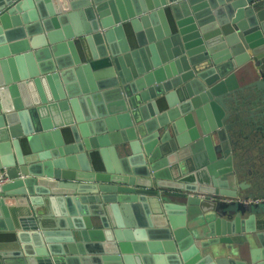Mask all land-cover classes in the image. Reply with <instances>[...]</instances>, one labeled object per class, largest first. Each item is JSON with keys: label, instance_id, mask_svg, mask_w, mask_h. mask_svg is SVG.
<instances>
[{"label": "water", "instance_id": "water-1", "mask_svg": "<svg viewBox=\"0 0 264 264\" xmlns=\"http://www.w3.org/2000/svg\"><path fill=\"white\" fill-rule=\"evenodd\" d=\"M21 3L22 0H0V31L7 35L0 41V45L7 47L0 60L23 52L38 60L35 55L39 49L49 50L46 57L50 58L51 54L53 57L45 68L38 64L34 70L1 74L0 87L8 89L25 80L26 84L37 82L40 75L52 79L57 75L56 69L61 70L60 75L68 67L88 69L91 61L101 58L108 57L110 64L105 68L107 75L95 82L93 72L86 75L90 84H82L77 90H71L64 82L62 91L52 83L49 96L39 92L38 97L32 96L28 102L16 106L7 104L3 88L0 89L3 163L7 169L13 165L19 167L23 178L15 183H24L25 188L18 192L25 196L32 184L37 188L36 184L44 181L40 186L44 191L38 193L51 194L50 179L73 180L83 174L92 181L88 185H68L73 195L52 198L63 201L65 207L61 215L66 226H56V229L65 228L62 245L56 242L59 239L54 229L42 225L36 213L17 216L19 224H15L11 211L0 203L3 208L0 232L16 231V238L5 248L0 247V253L3 250L13 253V259L7 263L106 264L107 259H117L121 260L119 264H264V232L256 231L255 226L241 234L244 230L235 227L245 213L250 220L263 214L258 222L264 226V201H244L264 187V177L253 156L237 159L232 154L235 148H247L245 138L256 144L264 140V1L143 0L140 4L137 0H52L56 8L49 12H33L27 17L19 13L18 22L4 24L2 18L20 12ZM181 7L183 10L179 12ZM166 10L171 11L174 28L167 22L169 30L157 37L148 35L149 19ZM32 22L37 24V32L29 34L42 38L32 35L26 38L27 26L21 35L14 33L15 29L10 30ZM123 22L130 23L141 49L146 43L169 45L172 56L162 59L158 65L163 67L150 71L152 68L145 62L143 66H135L129 61ZM186 23L189 25L185 26ZM209 24L221 30L202 33ZM70 26L74 29L70 30ZM111 28L120 32L117 40L115 37L120 43L117 48L113 45ZM18 39L27 40L21 42L24 49L13 47ZM76 42L82 48V55L75 50ZM67 44L69 47L61 49ZM100 44L103 52L96 51ZM56 48L60 50L55 51ZM176 57H180L179 64ZM139 75H144L146 82H141ZM171 81L170 86L159 85ZM83 95L99 97L106 105L102 113L119 114L122 124L116 130L120 129L121 133H116L112 143L105 136L100 137V143L92 141L95 133L81 132L85 119L77 98ZM156 98L165 101L166 109L159 110ZM111 104L114 112L107 110ZM147 108L149 111H145ZM64 125L71 129L74 140L71 145H65L60 137L53 140ZM170 125L177 131L175 145L166 132ZM183 127L187 132H183ZM22 136L26 137L31 152H34L31 142L39 137L47 150L37 158L33 153H23L19 142ZM81 149L87 155L91 151L94 162H83L80 166L64 163V156L70 162L71 154ZM256 157L260 160L261 153ZM27 163L31 164L29 169L25 167ZM7 174L10 178L18 177V172L10 174L7 170ZM206 176L208 182L199 180ZM187 177L192 180L185 183L183 179ZM11 185H0V192H6L5 188ZM98 192L102 195H97ZM199 194L203 197H198ZM93 203L104 208L109 204L114 213L112 230L105 213H98L103 218L96 228L97 234L76 225L78 217L88 221L96 214L89 209ZM121 206H129L133 212L135 224L131 222L126 227H137L136 239L130 229L121 230L124 224L116 213ZM135 208H141V215H137ZM84 226L92 228L91 222ZM110 243L114 246L111 250L107 247ZM92 246L97 250L88 248ZM3 260L0 254V264Z\"/></svg>", "mask_w": 264, "mask_h": 264}, {"label": "crops", "instance_id": "crops-1", "mask_svg": "<svg viewBox=\"0 0 264 264\" xmlns=\"http://www.w3.org/2000/svg\"><path fill=\"white\" fill-rule=\"evenodd\" d=\"M140 4H142L143 0H137ZM131 5L133 6L134 4L131 3ZM54 9L56 8V6L54 5V3L47 1V0H39L38 3H36V1L32 0H22V3L20 4V12H17L15 14H10L8 16H4L2 18L3 23L4 24H11L13 22H18V20L20 19L21 16H19V13L25 17L30 16L31 14H33V12H49L50 9ZM182 7L181 10L179 8V12L182 11ZM184 12V11H183ZM253 14L255 13V10L252 12ZM24 17V18H25ZM26 19V18H25ZM171 19L173 20V16L171 14L170 10H166L162 11L161 13H157V15H154L151 19H149L148 24L147 21L144 24H147V30L148 31V35L152 34L154 37H157V35L160 32H163L164 30H169V24L171 26V28H174V20L173 22L171 21ZM1 20V22H2ZM167 22H169V24H167ZM185 26H188L189 23L184 24ZM221 25V24H220ZM19 26V27H18ZM24 26H27L26 30V38H28V36H36L37 38H42L39 37V35H34L33 33H31V35L29 34V32L34 31L35 33L37 32V24L36 23H28L26 24H20L15 26L14 28L10 29L13 30L15 29L16 31H14V33H20L23 34L24 32ZM78 26V24H75V28ZM73 26H70V30L74 29ZM190 27V26H189ZM145 29V28H144ZM146 30V29H145ZM219 31L221 30L220 27H213L212 24L209 25H205L202 29V33H208V32H212V31ZM226 28L225 26H223L222 31L223 33L225 32ZM123 31L125 33V36H127L128 39V46H129V51L127 52V55H129V61H131L133 64H135V66H138V64H145L150 66L149 69L150 71L152 70H156V68H161L164 65H158L159 63H162V59L164 57H167V55L172 56V52L168 46H158L156 44V41L154 42L156 45L155 46H151V44L146 43L143 45V48L141 49L136 42V38L133 34L131 25L129 22H123ZM190 30H188L187 32H190ZM13 32V31H12ZM193 32V29H192ZM62 33V31H61ZM13 35V34H12ZM15 35V36H17ZM6 34H4L2 31H0V41H3L6 39ZM11 36V35H10ZM111 36L114 39L113 45L117 46L120 45V43L116 40L117 38H119L120 36V32L119 30H112L111 28ZM210 37V35H207ZM12 37V36H11ZM116 37V40H115ZM30 38V37H29ZM144 38L145 40H147V34L146 32H144ZM217 39V38H216ZM20 39L15 41V45H13V47L15 49L18 48H22L24 49L22 46L24 45V43H21L22 41H27L26 39H22L21 41H19ZM40 39H37L36 41H39ZM35 41V42H36ZM31 43V42H30ZM38 43V42H37ZM4 44L0 45V55H3V52L7 50V47H4ZM67 45H64L61 47V49H65ZM69 47V46H68ZM179 49L181 46H178ZM73 48H75V45H73ZM76 48L75 50L79 51V53L82 55V48H80L78 42H76ZM19 49V50H22ZM72 49V47H71ZM85 49V48H84ZM33 50V49H29ZM59 48H56L55 51H59ZM70 50V49H69ZM49 50H41L39 49L37 51V55L36 58L37 59H33V56H30V53H20V54H16L11 58H7V59H3L0 60V75L1 74H5L6 76L9 75V73L11 75L14 74H19L25 71H29V70H34V68L36 67V65L39 64L40 68H45L47 66H49L50 64V58H52V54L50 56V58L46 57L47 53ZM97 52H103L104 48L103 46L100 44L99 46H97L96 48ZM27 52V51H25ZM22 57H18L21 56ZM49 55V54H48ZM46 57V58H44ZM43 58L45 60H43ZM47 59V60H46ZM177 63H180V57H176ZM35 61V62H34ZM171 62H169L170 64ZM90 67L88 66V69H75V67H68L66 69H64V73L60 75L61 70L60 69H56L57 75L53 76L52 79L51 78H46L45 75H40L39 79L37 80V82L35 81H30L28 84H26L25 82L27 80H25V82H20L19 85L15 86L12 85L11 88L5 89L6 87H0V89L3 88V98L4 100L7 102V104L9 105H13L16 106L17 104L21 103V102H25V101H29L30 98L33 97H38L39 92H42L43 94H45L46 96H49L50 93L52 92L51 90V84L55 83L57 84V87L59 89H61L62 91H64V87H65V83L69 86L68 88H70L71 90H77L78 88H80L82 86V84L84 85H88L90 84L89 81L87 80V73H93L94 72V76H92V81H96L97 79H100L102 77H104L105 75V68H107V66L110 64L109 63V59L108 57L106 58H101V59H97V60H93L90 63ZM176 65V63H175ZM157 66V67H154ZM154 67V68H153ZM52 73V72H50ZM144 73H148V72H144ZM166 73L165 71L163 72V74ZM159 74H161V72L159 71ZM90 75V74H89ZM86 76V77H85ZM139 80L141 82H146L144 75H139ZM65 82V83H64ZM82 82V83H81ZM170 84H173V82H169V84L167 82L159 84L163 87L166 86H170ZM159 85H154V87L156 89H159L160 86ZM174 92V89H172V91H170L169 93ZM87 96V95H86ZM89 96V95H88ZM162 97V96H161ZM174 97V96H173ZM79 101V110L81 112V114L83 115V119H85V122H82L81 124H85L83 128H80L81 132L82 130L85 132H88V134L91 133H95V135L91 136L93 137L91 140L92 141H98L100 143V140L102 141V138L105 136V138L107 139V141L112 143V140L114 138V136L116 135V133H121V130H116V127H119L122 124L121 118H119V114H112L110 115L109 113H102L103 111H106V105L104 106L103 102H101L99 100V97L97 96H93L91 97V95L89 96V98H86L84 95L83 96H79V98H77ZM161 98H156L157 100V107L159 108V110H164L166 109V103L163 100H158ZM0 101H2V99H0ZM156 102V101H155ZM162 104H164L162 106ZM161 106V107H160ZM107 110H109L110 112H114L111 108H112V104L111 105H107ZM145 111H149V108H147V110ZM100 114V115H99ZM176 113H172V116H175ZM103 115V116H102ZM92 122V124H90L89 122ZM175 122V121H174ZM187 129H185L183 127V132L186 131ZM169 134V138L171 139V144L175 145L178 142V136L176 135V129L174 126L169 127V131H166ZM187 132V131H186ZM246 132V131H245ZM184 135H187V133H184ZM58 137H60L63 141V143L65 145H71L73 143V135L71 132V129L69 127V125H64L60 127V132H59V136H53V140H58ZM100 138V139H98ZM245 141H247L245 143V145H247V148H243V149H238L235 148L232 151V154L235 156H238V158H244L247 156H253V159L256 163L257 168H259L261 170V176L264 177V140L261 142V144H256V143H252L251 138H245ZM19 142L21 144V148L23 150V153H33V157L37 158L39 157V154L41 152H45V150H47V148L44 146V141L42 140V138H37L34 142L32 141V147L34 148V152H31L30 149V145L27 142V139L25 136L19 137ZM261 146V149L259 151V147ZM13 149V148H12ZM37 150V151H36ZM5 151V145H0V170H4L7 172V170L9 171L10 174H15V172H18V177L16 178H10L6 183H10L12 184L11 186H9L8 188L6 187L5 190L6 192L1 193L0 192V203L1 205H3L2 207L4 208V206H6V208H8L7 210L11 211L12 213V217L14 219V223L15 224H19L18 220H17V216H23V215H33V214H37L38 217L41 219V223L42 225L46 226L47 228H51V230L54 229L55 232V236L58 237V244L62 245L60 242L63 236H66L63 234V232H65V228L64 229H56L57 225H63L66 226V222L64 220V218L62 217L61 213H63V210H65V207L63 205V201L60 202V200H56V199H52V198H57V197H61L64 196L65 194L66 196L69 194H72V191L69 189L68 185H88L90 183H92V181H90L88 179V177L86 175H81L80 177H74L75 179L71 180V179H62L60 178L58 181L55 179H50L49 181L52 183L51 185V191L53 190V192L51 194H39L38 192H43L44 190H42L40 188L41 185H44V181H39L36 185H31V187L29 188V190H32V193H29L26 191V195H22L20 194L18 191L21 188H25L24 183L22 184H17L15 182H17L18 180H21V173L19 172V167L17 165H13V167H10L7 169V167L4 166V158H3V154ZM55 151V150H54ZM85 154H84V153ZM103 152V158L104 161L107 162L108 161V156L106 154V151H102ZM12 153L14 155V150H12ZM259 153H261L262 157H259L260 160H258V158L256 157V155H258ZM52 154V153H51ZM82 155V157H76V155ZM113 154V158L115 159L116 156L114 155V152L112 151ZM32 155V154H31ZM71 156L73 157L72 160H70L69 162V158L68 156H64V163L68 164H73L76 163L78 165L76 166H80V163L86 162V163H90L91 160L92 162H94L93 160L95 159L93 156V153L91 151H89V155H87V153L81 149V151L77 152L76 154H71ZM89 156V157H88ZM112 156V155H111ZM119 156H121V149L119 147ZM76 157V158H75ZM45 159V158H44ZM44 159H41V161H43ZM40 161V162H41ZM31 164H26L25 167H27L28 169L30 168ZM46 167V166H45ZM48 167V166H47ZM65 174H67V172H65ZM87 179V180H86ZM141 182L143 181L142 179H140ZM185 183H188V181L192 180V177H187L183 179ZM199 180H204V182H208L209 181V177L206 176L204 178H201ZM5 183V184H6ZM96 184V183H95ZM204 189V188H202ZM254 195L253 197L256 196H260L262 194H264V187L258 190L254 191ZM76 194V193H75ZM105 194H111V192H107ZM73 195V194H72ZM79 195V194H77ZM76 195V196H77ZM97 195L101 196L102 193L98 192ZM198 197H203V195L199 194ZM30 198H35L37 201L33 202L30 200ZM76 205V204H75ZM0 208V209H3ZM5 209V208H4ZM89 209L94 211L96 214L90 216V218L88 219V221L82 220V217H78L79 220L77 222L76 225L81 226L84 231H95L94 233L97 234V232L99 231L98 229H96L99 225L100 222L103 218L102 215L99 214H106L108 217V222H110V228L112 230V226L115 223L114 222V213L112 212L109 204L105 205V208L103 205H100L99 203H93L89 206ZM98 210V211H97ZM135 211L137 212V215H141V208H135ZM1 213V210H0ZM99 213V214H98ZM116 213L119 214L120 219L123 221L124 226L121 228V230H127L130 229L132 234V236H136V234L134 233L135 230H138L137 227H126V225H130L131 222L133 220V212L131 210V208L129 206H121L118 207V211H116ZM60 215V216H59ZM263 214L260 215H255V220H250L248 213H245L241 216V219L239 220V222L237 223V229H241L244 230L241 232V234H245L246 233V229L252 227V229L256 226V231H261L264 232V226L262 227L260 225V223L258 221L259 218H262ZM57 221H59L57 223ZM9 221L6 220V224ZM87 222H91L92 224V228H87L85 229V226ZM83 223V226L80 224ZM135 224V222H134ZM77 232V231H75ZM78 233V232H77ZM76 233V234H77ZM90 233V232H89ZM93 233V234H94ZM16 231L15 230H7V231H2L0 232V247L1 248H5L6 245L9 243V241L14 240V238H16L15 236ZM70 235V234H68ZM155 235H153L152 237H154ZM140 237V236H138ZM25 238V237H24ZM136 239V237H135ZM21 240V239H19ZM156 240L153 238V241ZM18 241V239H17ZM19 243V242H18ZM20 244V243H19ZM87 245V244H86ZM109 249L111 250V248H113L114 246L110 243ZM261 245H259V247L261 248ZM258 246V244H257ZM86 248V246H85ZM91 250H97L95 246L92 247H88ZM1 256L4 259L2 261V264H8L7 261L8 260H12L13 257V253L8 251H1ZM104 256V255H103ZM160 260V259H159ZM121 262V260H117V259H112V260H105L106 264H119Z\"/></svg>", "mask_w": 264, "mask_h": 264}, {"label": "built area", "instance_id": "built-area-1", "mask_svg": "<svg viewBox=\"0 0 264 264\" xmlns=\"http://www.w3.org/2000/svg\"><path fill=\"white\" fill-rule=\"evenodd\" d=\"M264 1V0H263ZM10 179L9 175L6 171L0 170V185L6 183ZM245 202H253V203H259L264 201V194L252 198H246L244 199Z\"/></svg>", "mask_w": 264, "mask_h": 264}]
</instances>
